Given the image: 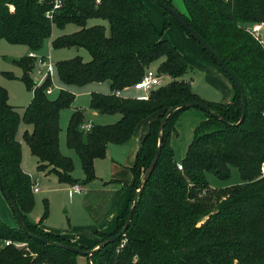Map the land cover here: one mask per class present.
Segmentation results:
<instances>
[{
  "label": "trees",
  "instance_id": "trees-1",
  "mask_svg": "<svg viewBox=\"0 0 264 264\" xmlns=\"http://www.w3.org/2000/svg\"><path fill=\"white\" fill-rule=\"evenodd\" d=\"M61 1L62 7L49 19L46 15L55 0H0V42L27 46L30 53H37L52 38L55 27L62 30L74 24L80 30L56 38L53 48H84L92 60L84 62L78 56L57 63L65 86L108 82L111 92H124L157 61H161L158 71L171 78L169 85L153 90L148 100L93 93L90 108L102 116L120 115L114 124H95L85 133L80 129L85 120L83 111H75L70 120L67 144L79 156L85 175L82 183L88 185L96 179L95 161L106 158L108 145L129 143L140 123L156 116L132 168L135 180L129 206L118 218L114 233L97 235L104 239L101 242L118 235L136 199L129 229L120 240L88 257L89 264H264V50L242 26L264 22V0H182L187 11L184 19L242 87L246 97L242 122L241 92L223 70L234 92L228 104L206 101L190 83L179 80L189 70V63L156 28L145 10V0H102L100 4L97 0ZM164 1L173 7L171 1ZM93 19L108 21L109 32L103 25L88 27ZM17 65L23 71L21 78L12 73L5 76L23 82L32 91L33 100L21 115L0 86V162L25 226L50 244L0 218V264H76L79 255L54 243L91 251L101 242L94 247L78 246L61 235L45 232L41 223L33 224L28 218L35 204L33 183L22 167L25 142L38 159L39 172L55 174L65 184H79L72 177V160L60 149V115L63 109L71 108L75 96L61 90L51 99L46 94L48 80L33 89L30 74L35 60L26 56ZM190 101L208 105L215 116L197 108L206 119L196 127L185 157L177 162L172 137L181 115L191 108H179L168 117L163 131L160 127L169 110ZM23 125L33 130L24 131L19 140ZM161 136L160 159L137 194ZM178 164L183 165V171ZM232 168L238 170L241 183L212 190L207 175L229 181ZM0 187L6 196L1 173ZM124 239L127 242L119 249ZM6 242L12 244L7 246ZM18 242L27 244L30 252L15 247Z\"/></svg>",
  "mask_w": 264,
  "mask_h": 264
},
{
  "label": "rangeland",
  "instance_id": "rangeland-1",
  "mask_svg": "<svg viewBox=\"0 0 264 264\" xmlns=\"http://www.w3.org/2000/svg\"><path fill=\"white\" fill-rule=\"evenodd\" d=\"M170 1L172 2L174 9L180 15H187V11L182 0ZM11 9L15 11L14 6H10V10ZM145 10L156 28L160 32H163L164 38L170 40L183 54L186 55L185 57L189 63V70L179 80L190 83L192 89L209 102L226 103V101H224L225 97L227 96L226 89L228 88L227 85H231V82L223 73L220 66L215 62V60L204 51L202 46L196 40L187 34V32L181 27V25L171 14L168 13V15H166L164 9L160 7L155 1L145 0ZM167 22L169 25L165 27ZM253 24L245 23L242 26L248 33L246 27H249ZM96 25L105 26L107 28V32H109L108 21L102 19H93L88 22V27ZM79 30L80 28L74 24L68 25L62 30L55 27L51 39L54 41L60 36L70 35ZM52 40L51 42L53 43ZM52 43H49L48 40H46L44 48L37 53L41 57H51L55 65L61 61L70 60L78 56L81 57L84 62H90L92 60L90 52L84 48L54 49ZM28 53L29 48L27 46L12 45L5 40L0 42V86L7 90L9 94V104L18 108V111L21 115L23 114L24 109H26L31 104L33 100V93L32 91H29L25 84L20 80L8 79L5 76V73H12L16 78H21L23 71L17 65V62L28 56ZM160 63L161 61H157L152 64L150 68L154 71H158ZM164 76L163 86L169 85L171 78L166 75ZM30 78L32 79L33 83L36 81V79H39L35 74H30ZM47 80L49 82L48 89L52 91V94H47L48 89L46 90V94L51 99H56L61 90H67L75 96V102L71 108L63 109L60 115V149L63 155L72 160L74 165L72 177L80 184L85 179V175L81 167L79 156L74 150L69 148L67 144V129L74 114L73 112L76 109L83 110L86 120L89 121L91 96L93 93H96H90V89L97 90L100 86L98 83H93L89 86H65L58 76L57 68H55L52 78ZM102 88L105 90L104 92L106 94H112V92H110L111 89H109L108 86H102ZM140 92L141 91L130 90V88H128L125 96L135 98L137 95L140 96ZM150 94L148 95V98ZM116 116L120 117V115L105 117L108 120ZM205 119L206 117L204 112L197 108H191L181 115L176 124V132L172 137V145L175 150V159L177 162H181L185 157L188 147L194 138V131L196 127ZM86 120H84L82 124L87 123ZM91 120L94 124L98 125L114 124L117 121L115 118L111 119L110 121H106L107 123H100V121L97 119ZM24 131H22V134ZM21 137L22 135H20L19 138L21 139ZM115 154L116 151L111 147L107 152L106 158H104V160L98 161V172L100 175L102 172L107 173V176L110 175L112 161L118 160V157ZM23 161V168L25 172L31 177L33 187L39 189V192L34 194V209L28 216L29 220L33 224L37 225L41 223L43 228L50 226L69 228L71 219L76 220L79 218L81 221L89 222V220L85 218V212L81 205V194L74 195L72 197L70 194V191L73 187L72 185L61 182L58 176L55 174L39 172L37 169L38 159L32 156L30 148L25 142H23ZM207 178L210 182L211 189L215 191L241 183L240 175L236 168H232V177L229 181H220L211 174H208ZM81 187L83 188L82 185ZM84 191L85 190L83 188V192ZM0 218L5 223L14 228L19 227V223L15 216L12 205L3 193L1 187ZM102 240L104 239L100 238V242ZM126 242L127 239H124L119 249H122ZM14 245L18 249H25L27 252H30L27 244L18 242ZM76 264H89V259L86 256L79 255L76 259Z\"/></svg>",
  "mask_w": 264,
  "mask_h": 264
},
{
  "label": "crops",
  "instance_id": "crops-1",
  "mask_svg": "<svg viewBox=\"0 0 264 264\" xmlns=\"http://www.w3.org/2000/svg\"><path fill=\"white\" fill-rule=\"evenodd\" d=\"M51 40L52 39H49L48 42L52 43ZM98 84L100 87L97 90L90 89V93L98 92V93L106 94L102 86H108L109 89L111 87V85H109L108 82L98 83ZM227 87H228L226 89L227 96L224 99L226 103L224 102L222 104H228L231 101L234 94L232 84L227 85ZM126 92L127 91H124L123 94L125 95ZM138 96L139 95H137L136 97ZM77 110L83 111L81 109H76L75 111ZM89 114H90L89 121H92L91 119H97L98 121H100V123H107L106 121H110L111 119L114 118L117 121H119L121 118L119 116H116L107 120L105 116L99 115L90 107H89ZM155 119L156 116H152L142 121L138 126L133 139L129 143L124 145H114V144L108 145L107 152L112 147L116 151L115 155L118 157L117 158L118 160H113L111 163L112 168L109 176H107L108 174L104 172H102L101 175L99 174L98 161L104 159H98L95 161L96 179L88 185H83V183L78 184V185H82L85 190L81 195L80 194L79 195H80L81 205L85 212V218L88 219L89 222H84L81 221L79 218H77L76 220L71 219L69 228L56 227V226H50L44 228L43 226H41V228L47 233L61 235L65 237L67 240L71 241L72 243L83 247H94L100 241L97 232H102L103 234H107V235L114 233L117 228L118 218L125 212V210L129 206V202L132 197L130 187L133 185L135 180L134 174L132 172V168L135 164L137 153L141 148L143 141L149 132L151 123ZM101 125H108V124H101ZM24 130H29L30 132H32L33 128L32 126H26V125L21 126V130H20V134L18 135V138L20 137V135H22V131ZM23 162H22V167H23Z\"/></svg>",
  "mask_w": 264,
  "mask_h": 264
},
{
  "label": "water",
  "instance_id": "water-1",
  "mask_svg": "<svg viewBox=\"0 0 264 264\" xmlns=\"http://www.w3.org/2000/svg\"><path fill=\"white\" fill-rule=\"evenodd\" d=\"M29 1V0H28ZM160 7H162L164 9L165 12H168L169 14H171L176 20L177 22L181 25V27L183 29H185L190 35L191 37L196 40L201 46L202 48L212 57H214L215 61L217 62V64L221 67V69L229 76V78L231 79V81L236 85V87L240 90L241 95H242V119L241 122L243 121L244 117H245V113H246V97L245 94L242 90V87L240 85V83L238 82V80L236 79V77L232 74V72L229 70V68L227 67V65L224 63V61L211 49V47L206 43L205 40H203L199 34H197V32L195 30H193L190 25L187 23V21L184 19L183 15H180L173 7H171L170 5H168L164 0H154ZM109 85H111V83H109ZM200 108L202 110H205L206 112H208L209 114H211L212 116H215V114L212 113L210 107L208 105H204V104H200L197 102H186L182 105H180L179 107H174L171 110L168 111V113L166 114L164 120L161 123V131L164 130L165 127V122L168 119V117L174 113L176 110H178L179 108ZM222 121H225L224 119H221ZM240 122V123H241ZM163 142H164V138L163 136L160 137L159 139V145H158V150L156 153V156L151 164V166L149 167V169L146 171L144 178H143V182L141 184V186L138 189L137 194L140 192V190L145 186L149 176L152 174L153 170L155 169L160 156H161V152H162V148H163ZM0 173H1V178H2V184H3V188L5 190L6 193V197L9 200L10 204L12 205V208L15 212V216L17 218V221L19 223V226L23 229V231L29 235L30 237L43 242L44 244H50L49 241L40 238L36 235H33L30 233V231L27 229V227L25 226L24 223V219L22 216L21 211L19 210L16 202L13 200L12 196H11V192L5 177V171L4 168L0 162ZM135 202L136 199L133 201V206L131 208V211L129 213L126 225L124 227V229L116 236L111 237L107 240H105L104 242H102L100 245H98L96 248H94L91 251H85L79 247H75V246H69V245H65V244H60V243H54V246L58 247V248H63L65 250H68L72 253H75L77 255L80 256H87L90 257L94 254L95 251H97L98 249H102L104 247H106L109 244H113L116 241L120 240L122 237H124L126 235V232L129 229L130 223L132 221V218L134 216L135 213Z\"/></svg>",
  "mask_w": 264,
  "mask_h": 264
},
{
  "label": "built area",
  "instance_id": "built-area-1",
  "mask_svg": "<svg viewBox=\"0 0 264 264\" xmlns=\"http://www.w3.org/2000/svg\"><path fill=\"white\" fill-rule=\"evenodd\" d=\"M102 0H97V3L100 4ZM62 7V1L61 0H55L54 7L51 11L47 13V18L52 19L54 17V14L56 11H58ZM11 12H14L11 9ZM248 33L260 44L262 49L264 50V22L262 23H256L253 25H250L249 27H246ZM28 57L35 60V66L31 74H35L38 76V80L36 79L34 89H37L38 87L42 86L43 83L49 79L52 78V75L54 73V70L56 68V65L53 63L51 57L45 56L41 57L38 53L31 52L29 53ZM164 75L160 73L159 71H154L151 68H148L145 71V74L143 75V78L135 84L130 89L141 91L140 96L136 97L138 100H148V95L153 91L158 89L159 87L163 86L164 83ZM47 94H52V91L50 89L47 90ZM113 95L117 97H126L123 94V91H115L112 93ZM94 123L92 121H88L87 123H83L80 126L81 131L88 133L92 130L94 127ZM178 169L180 171H183V165L178 164ZM262 177H264V163L261 168ZM39 192V189L36 187H33V193L37 194ZM83 188L81 185H73L70 194L73 195H79L82 194ZM12 242H6V245H11Z\"/></svg>",
  "mask_w": 264,
  "mask_h": 264
}]
</instances>
